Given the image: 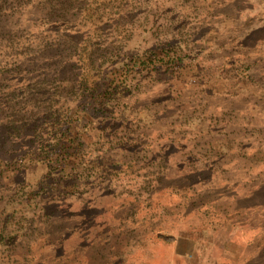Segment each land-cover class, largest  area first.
Returning <instances> with one entry per match:
<instances>
[{"label": "rangeland", "instance_id": "rangeland-1", "mask_svg": "<svg viewBox=\"0 0 264 264\" xmlns=\"http://www.w3.org/2000/svg\"><path fill=\"white\" fill-rule=\"evenodd\" d=\"M0 264H264V0H0Z\"/></svg>", "mask_w": 264, "mask_h": 264}, {"label": "trees", "instance_id": "trees-1", "mask_svg": "<svg viewBox=\"0 0 264 264\" xmlns=\"http://www.w3.org/2000/svg\"><path fill=\"white\" fill-rule=\"evenodd\" d=\"M172 50L173 48L170 45H167L166 47H164L163 52L166 51V55L170 57L169 52H171ZM148 62L150 64H154V60L152 58L148 59ZM134 65H138L137 61L134 62ZM130 72L131 69L129 68V65H124L121 68V72L119 74H116L114 79H111V81L107 83V86L112 87L113 80L119 78V76L127 78ZM106 94L108 95V92H105L104 94H95V92H93V94L91 95V99L92 101H95V104L90 101L86 102L87 104L83 107L82 111L77 106L75 108L76 111H73L74 118L66 117L58 130H55L52 141L39 140L36 142L34 132L32 137L29 136V138H31L30 143L32 146L30 148L32 150L30 152V157H39L41 162L44 163L47 172L45 173V176H42L40 179L38 189L39 195L43 192L45 193L50 188L56 190L62 188V193L64 194L68 193L72 189L70 179L74 174L66 173V169L68 168L71 170H75L74 168H71L73 167V164H77L78 166L81 165L83 154L82 145H84V143H82L83 139H81L80 133L76 132V127L81 133H83L88 124L84 121L85 118H83V116H86L85 114H91L92 112H98L100 105L105 106L106 101L108 102ZM99 95L102 96V98L100 99V101H97V97H99ZM52 113L54 114L55 112ZM75 113H79L80 116L76 117ZM72 123L75 126H73ZM22 156L23 158L25 157L24 155H16L15 157H13L11 152L8 153L6 159L8 161V168H11L12 165L17 162V160H19ZM77 159L79 160L78 163L76 161ZM47 175H49L51 179L50 177L48 179Z\"/></svg>", "mask_w": 264, "mask_h": 264}]
</instances>
